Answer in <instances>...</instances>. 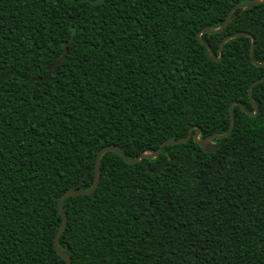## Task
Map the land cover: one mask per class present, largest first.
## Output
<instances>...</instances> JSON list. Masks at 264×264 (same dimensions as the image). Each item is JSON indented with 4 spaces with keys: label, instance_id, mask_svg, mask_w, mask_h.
I'll list each match as a JSON object with an SVG mask.
<instances>
[{
    "label": "trees",
    "instance_id": "trees-1",
    "mask_svg": "<svg viewBox=\"0 0 264 264\" xmlns=\"http://www.w3.org/2000/svg\"><path fill=\"white\" fill-rule=\"evenodd\" d=\"M253 0H248V2ZM0 0V264H264V2ZM71 39V40H70ZM47 76L50 65L63 54ZM194 127V128H193Z\"/></svg>",
    "mask_w": 264,
    "mask_h": 264
},
{
    "label": "water",
    "instance_id": "water-1",
    "mask_svg": "<svg viewBox=\"0 0 264 264\" xmlns=\"http://www.w3.org/2000/svg\"><path fill=\"white\" fill-rule=\"evenodd\" d=\"M261 2H264V0H253V1H250V2H247V3H242V4H239V5H235L233 6L230 11L228 12L223 24L218 27V28H215V29H202L199 31L198 33V36L203 33V32H220V31H223L224 28L228 25V23L230 22V19H231V16H232V13H233V10L237 7H241V8H244L246 6H249V5H252V4H257V3H261ZM242 35H247V36H251L252 38V44H251V52H250V55H251V58L252 60L257 64V65H262L264 66V63L262 62H257L254 58V49H255V44H256V41H255V37L248 31H237L235 33H232V34H227L223 37V39L221 40L220 42V47H219V54L217 55L215 50L213 49L212 45L208 42H205V45L207 46V48L209 49L212 57L214 60H221L222 59V50H223V45L224 43L228 40V39H231L233 37H237V36H242ZM71 40V39H70ZM70 40H68L65 44H64V49H63V54L60 58L56 59L49 67V70H48V73H47V76L51 73V70L53 69V67L55 65H57L58 63H60L66 56V53H67V46L70 42ZM264 81V76L263 77H259V78H256L255 80H253L249 86V94H250V100L252 101L253 105H254V108H255V111L254 112H250V111H246L248 114L250 115H254L258 112V106L257 104L254 102L253 100V97L251 95V90H252V87L257 84V83H260ZM234 104H238L240 107H242V109L245 111V107L243 106V104L240 102V101H233L230 105V113H231V122H230V125H229V128L226 132L224 133H219V134H210L206 137H200V127H196V131L193 135V138L201 145H203L205 147V149L208 151V152H213L215 151L217 148H218V144L214 141V139H219V138H222L224 136H227L229 135L232 130H233V127H234V124H235V117H234V113H233V105ZM194 128V127H193ZM192 130V128H191ZM191 130L188 132V134L183 137V138H172V139H165L164 141L161 142V144L152 152H142L141 154H139L138 156L134 157L133 159H128L125 154L123 153L122 151V148L117 145V144H107V145H104L100 148V150L98 151V154H97V158H96V163H95V178H94V181H93V184L91 185L90 188H87V189H83V188H80V184H81V181L77 184V185H73L71 187H69L67 190H65L59 197L58 199V209L60 211V214L62 216V225L59 229V231L56 233V236H55V240H54V243H55V247L58 251V253L66 260V263L67 264H72V259H71V256L67 253H65L64 251L61 250L60 246H59V238L61 236V234L64 232L66 226H67V214L65 213L64 209H63V206H62V203H63V200L68 197V196H71V195H76V194H89V193H92L98 186L99 184V181H100V162H101V156L102 154L105 152V151H108V150H112V151H115L117 152L120 156H122L127 162L129 163H135L137 162L138 160H140L142 157H148V158H154V157H157L162 149L163 146L165 145H170V144H178V143H184L186 141H188L191 136H192V132ZM197 132H199V136H197Z\"/></svg>",
    "mask_w": 264,
    "mask_h": 264
},
{
    "label": "snow or ice",
    "instance_id": "snow-or-ice-1",
    "mask_svg": "<svg viewBox=\"0 0 264 264\" xmlns=\"http://www.w3.org/2000/svg\"><path fill=\"white\" fill-rule=\"evenodd\" d=\"M243 3H247L248 0H242ZM245 111H247V109H245ZM200 131H203V129H200ZM197 136H199V132H197Z\"/></svg>",
    "mask_w": 264,
    "mask_h": 264
}]
</instances>
